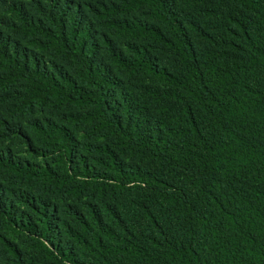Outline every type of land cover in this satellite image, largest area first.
<instances>
[{
	"label": "trees",
	"instance_id": "obj_1",
	"mask_svg": "<svg viewBox=\"0 0 264 264\" xmlns=\"http://www.w3.org/2000/svg\"><path fill=\"white\" fill-rule=\"evenodd\" d=\"M0 264H264V0H0Z\"/></svg>",
	"mask_w": 264,
	"mask_h": 264
}]
</instances>
